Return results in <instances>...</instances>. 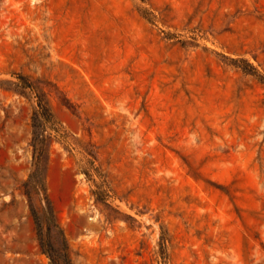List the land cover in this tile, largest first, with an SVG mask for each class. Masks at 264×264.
Returning a JSON list of instances; mask_svg holds the SVG:
<instances>
[{
	"label": "rangeland",
	"instance_id": "obj_1",
	"mask_svg": "<svg viewBox=\"0 0 264 264\" xmlns=\"http://www.w3.org/2000/svg\"><path fill=\"white\" fill-rule=\"evenodd\" d=\"M0 264H264V0H0Z\"/></svg>",
	"mask_w": 264,
	"mask_h": 264
}]
</instances>
